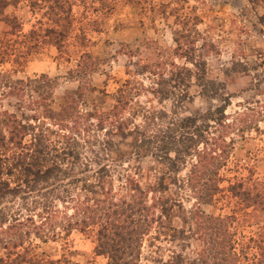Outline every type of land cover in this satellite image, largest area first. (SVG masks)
I'll return each instance as SVG.
<instances>
[{
	"label": "rangeland",
	"instance_id": "374dc122",
	"mask_svg": "<svg viewBox=\"0 0 264 264\" xmlns=\"http://www.w3.org/2000/svg\"><path fill=\"white\" fill-rule=\"evenodd\" d=\"M86 1V8L78 3L73 7V28L61 48L43 42L42 30L49 22L41 11H31L24 0L7 6L3 15L10 21L14 18L17 27L12 28L4 18L0 20V72L21 80L40 75L55 78L54 110L59 109L65 95L80 92L78 87L82 90L75 102L78 123L86 131H80L81 158L75 169H84L81 163L92 171L108 167L105 181L111 182L118 194H123L120 188L126 175L145 190L167 173L166 165L157 158L133 156L127 145L135 128L142 130L149 124L148 133H156L158 128L165 130V126L177 124L186 116L226 104L224 115L233 129L251 121L242 133L227 132L233 139V149L219 170L220 191L211 204L197 206L185 184L194 163L191 157L181 165L178 183L170 184L165 175V190L148 195V203L158 199L165 212L156 211L158 223L143 241L140 261L172 264L177 256L196 258L203 249L193 217L197 211L233 217L240 264L260 260L264 254V211L245 206L241 197L232 194L231 187L240 184L242 191L255 192L256 188L264 195V0ZM81 52L93 59L86 77L71 73ZM170 62L178 68L167 66ZM134 63L145 66L146 72L143 67L142 74L135 77L143 86L137 87L131 102L121 111L122 133L108 127L96 131V121L89 114L111 110L122 84L134 76ZM201 67L205 80L217 90L213 98L199 94L195 75H200ZM171 78L176 80L164 86L163 82ZM153 89L171 94L161 99L151 94ZM158 114L163 117L156 119ZM212 131L217 135L222 129ZM94 139L110 141L111 148L101 152L89 144ZM104 186L106 189L107 182ZM32 245L35 254L51 260L64 257L70 264H108L104 257L94 254L93 240L77 231L47 243L33 239Z\"/></svg>",
	"mask_w": 264,
	"mask_h": 264
},
{
	"label": "trees",
	"instance_id": "16d2710c",
	"mask_svg": "<svg viewBox=\"0 0 264 264\" xmlns=\"http://www.w3.org/2000/svg\"><path fill=\"white\" fill-rule=\"evenodd\" d=\"M18 1L0 0V20L4 18L12 28L17 27L16 20L10 21L3 14L7 6L16 5ZM24 1L31 11H41L49 22L42 30L41 38L56 48L63 46L72 31V10L76 3L85 8L89 5L86 0ZM89 61H93L92 57L81 52L77 67L71 73L86 77ZM131 66L135 69L134 76L122 84L111 110L89 114V118L96 121V131L108 127L122 133L121 111L131 102L137 87L143 86L135 81V77L142 74L143 67L146 72L145 66L138 63ZM167 66L178 68L173 62ZM204 75L203 67L200 75H195L201 89L199 94L213 98L217 90L210 86ZM175 80L171 78L163 85ZM56 85V79L46 75L21 80L14 79L8 72H0V264H70L64 257L51 260L35 254L32 240L47 243L61 235L67 237L73 231L91 238L94 254L104 257L108 264H141L143 241L158 223L156 211L165 212L158 199L153 198L148 203V195L165 190V175L170 184L178 183L181 165L191 157L194 163L185 184L197 206L211 204L220 191L219 170L233 149V139L228 138L227 132L242 133L251 124V121L247 125L241 121V127L233 129L224 115L226 104L200 115L186 116L177 124L165 126V130L158 128L156 133H148L149 124L142 130L135 128L127 145L133 156L157 158L166 165L167 173L162 174L159 183L145 190L126 175L120 188L123 194H118L113 184L105 181L109 178L108 167L92 171L81 163L84 169H75L80 163L82 148L78 138L80 131L85 130L78 123L75 98H80L83 92L78 87L80 92L65 95L59 109L54 110L51 105ZM150 92L161 99H167L171 94L165 89ZM162 117L158 114L156 119ZM216 127L222 129L217 135L212 131ZM89 144L97 146L101 152L111 148L110 141L94 139ZM231 188L234 196L246 202L245 206L264 211V195L259 190L245 192L240 184L235 187L237 191ZM193 217L203 249L194 259L177 256L172 264H240L232 231L234 218L214 217L200 211ZM178 233L181 238L185 237L183 230ZM253 264H264V254Z\"/></svg>",
	"mask_w": 264,
	"mask_h": 264
}]
</instances>
